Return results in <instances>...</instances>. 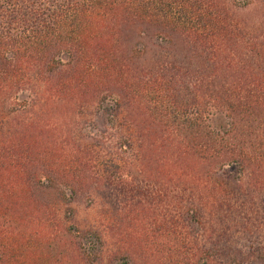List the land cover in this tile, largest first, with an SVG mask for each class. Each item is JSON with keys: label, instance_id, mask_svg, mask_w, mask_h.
<instances>
[{"label": "trees", "instance_id": "trees-1", "mask_svg": "<svg viewBox=\"0 0 264 264\" xmlns=\"http://www.w3.org/2000/svg\"><path fill=\"white\" fill-rule=\"evenodd\" d=\"M263 212L264 0H0V264H264Z\"/></svg>", "mask_w": 264, "mask_h": 264}, {"label": "rangeland", "instance_id": "rangeland-1", "mask_svg": "<svg viewBox=\"0 0 264 264\" xmlns=\"http://www.w3.org/2000/svg\"><path fill=\"white\" fill-rule=\"evenodd\" d=\"M242 15L245 18L257 19L259 13H256L255 10L250 11V12L244 11V13H242ZM134 42H137V40H135ZM153 48H154V52H158L157 48H155V47H153ZM212 120L216 125L226 123V119H225L223 114H218L217 116L213 117ZM231 171H234V169H231ZM49 198L54 204L57 203L56 201L59 200V196L57 194H50ZM98 208L99 207H97V206H91V204H89V202L86 199H84L83 197H80L76 203L71 205V207L66 206L64 204L62 206L60 205L61 214L63 215V217H67V219L69 221V218L72 219V217L74 216L75 217L74 221H76L80 226H82L84 228L85 227H92L94 225L96 226V223L98 221V214H97ZM260 239H264V237H260ZM214 260L215 261H213L212 263H211V261H209L210 262L209 264H224V263H222L223 262L222 256H218ZM253 260L256 263L257 254H255V256H253ZM133 263L134 264H145V259H142V258L139 259L135 255ZM250 263H251V261H248V264H250ZM149 264H155V260H151Z\"/></svg>", "mask_w": 264, "mask_h": 264}]
</instances>
